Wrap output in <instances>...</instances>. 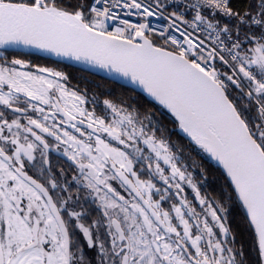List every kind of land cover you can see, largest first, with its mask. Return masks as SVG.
Masks as SVG:
<instances>
[{
  "label": "snow or ice",
  "instance_id": "snow-or-ice-1",
  "mask_svg": "<svg viewBox=\"0 0 264 264\" xmlns=\"http://www.w3.org/2000/svg\"><path fill=\"white\" fill-rule=\"evenodd\" d=\"M0 49L132 86L99 101L62 70L0 52L13 115L0 111V264H248L226 204L264 264V0H0ZM52 152L68 169H52ZM193 152L218 166L219 195L202 193Z\"/></svg>",
  "mask_w": 264,
  "mask_h": 264
},
{
  "label": "trees",
  "instance_id": "trees-1",
  "mask_svg": "<svg viewBox=\"0 0 264 264\" xmlns=\"http://www.w3.org/2000/svg\"><path fill=\"white\" fill-rule=\"evenodd\" d=\"M247 2H248V0H232V4H233L234 9L238 8V9H241V10L246 6ZM221 22L222 23H228L229 21L225 18V19H222ZM40 58L42 60L58 62L61 65L66 66V67H64V69H62V67L59 68V70H62L65 73H67V69L66 68H68L69 72L67 73V75H68L69 79H71V80H72V76L73 77H78V76L81 77L80 81H75L76 86L80 85L84 81L82 76H80V74L81 75L86 74V75L90 76L92 78V80L88 81V84H86L84 86L87 87V88H90V96L91 97H92L93 93H102V92H106L107 96H108L109 92H111V95L113 97H118L119 95H121V93H123L125 95L128 94L126 89H129L130 87H127V86L121 87V84H119L117 82L111 81V80H109L107 78H104L102 76L93 74V73L88 72L86 70H82L80 68L71 66L69 64H66V63L51 59V58H46V57H42V56H40ZM48 63H50V62H48ZM98 79H100V81H97ZM69 82L72 83V81H69ZM94 84H96L97 86L98 85H102L104 88L102 90H99V91L91 90V88L93 86H95ZM140 95L143 96L142 93ZM243 103H244V101H240L241 105H243ZM156 107L159 108V106H156ZM160 111L163 112V122L165 123V125L167 127H169V128H172L173 127L172 118L163 109H160ZM249 115L250 116H255L256 115V112H255L254 108L249 113ZM170 136H171L172 140L177 141L179 144L183 145L185 147L186 151L188 150L187 149V141L182 138V134H179L178 130L173 129V131L170 133ZM192 157L194 159H196V160L198 159V157H201L200 163L202 164V166L205 169H207V173H206L207 178H206V180H204V178L201 177V179L204 180V184H203L204 185V189L207 190V191L208 190L211 191V193L214 192L215 190L218 191L219 188L221 187V180L219 179L220 172H219V169H218L217 165L213 161L209 160L206 157V155L203 154V153H201L200 155H196V153L193 152L192 153ZM202 157H203V159H202ZM195 172H196V177L198 178V171H195ZM234 206H236V205H234ZM242 216H243V214H242ZM233 224L236 227V235H238L240 240H242V239L246 240L245 245L243 247L244 250H245V251L243 250L244 254L246 253V257H247L246 260L248 261L249 264H257V253H256L255 248H254L252 235H251L250 230L248 229V227L246 225V222L243 223L240 220H234ZM247 231H249V235H248ZM241 246H243V245H241Z\"/></svg>",
  "mask_w": 264,
  "mask_h": 264
},
{
  "label": "flooded vegetation",
  "instance_id": "flooded-vegetation-1",
  "mask_svg": "<svg viewBox=\"0 0 264 264\" xmlns=\"http://www.w3.org/2000/svg\"><path fill=\"white\" fill-rule=\"evenodd\" d=\"M0 52H6V54L8 55V57L10 59L15 56L17 58H21V59L28 60L30 62V64H33V65L55 67V68H57V70H59V68H61V67H62V69H64V67H66L64 65H61L58 62H52V61H48V60H42L40 58V56H38L36 54L24 53V52H20V51L2 50V49H0ZM48 62H50V63H48ZM66 69H67V73H68L69 72V69L68 68H66ZM26 70H31V69H26ZM80 76H82V78H83L84 81L80 85H77L76 86L75 81H80V78L81 77H79V76L78 77H73L72 76V80L69 79V81H72V83L69 82V87H78L81 91H83V90L86 89L87 92H88L89 97L91 98V96H90V88H87L84 85L88 84V81L92 80V78L90 76L86 75V74H83V75L80 74ZM97 81H100V79H98ZM94 85L95 86H93L91 88V90L99 91V90H102L104 88L102 85H98V86L96 84H94ZM93 95H96L98 97V100L99 101H102V99H104L107 96V93L106 92L93 93L92 96ZM87 106L89 108H91L93 105L92 104H89ZM100 108H102V104L98 105V107H97L98 114L100 112ZM0 111H4L7 114V118L8 119L13 118V115L10 113V110L4 108V106H2V105H0ZM50 159H51V162H52L51 166H52V169L54 171H58L61 167L65 168V169H68V165H69L70 162L67 161L66 158H64L60 153L52 152L50 154ZM200 159H201V157H198L197 160L198 161H201ZM38 167H39V154L37 153V169H38ZM37 169H31L30 168L29 169V173L30 174H35L36 171H37ZM195 171H198V178L196 177V179L197 180H202L201 179V176H200V170H199V168H197ZM71 174H72L71 170H68V176H69V178L71 177ZM195 175H196V172H195ZM220 188H219L218 191L215 190L214 192L211 193V191L205 190L204 189V185H202L201 186V191H202V193H205L206 192L210 196H217L220 193ZM72 189L75 190V185H72ZM186 192H187V194H189V198L191 199L192 198L191 189L186 188ZM84 196H85V191L84 190H81L80 191V197H81L82 202L84 203V207L85 208H89V209H94L95 208V205H91L90 199L87 202H84L83 201V197ZM226 207H229V212H228V226L232 229V233L235 235V238H236L235 247L236 248H240L241 245H243V247H244L246 240L245 239L240 240V238L238 237V235H236V227L233 224V221L234 220H240L241 222L245 223V221L243 219V216H242V212L239 210V208L237 206H234V205L232 206V205H227L226 204ZM92 215H95V212L94 211H92ZM247 232H248V235H249V231H247ZM243 250H244V248H243ZM85 253H86L87 256H94V252L92 250H88L87 247H86V245H85ZM245 259H247L246 253H245Z\"/></svg>",
  "mask_w": 264,
  "mask_h": 264
},
{
  "label": "water",
  "instance_id": "water-1",
  "mask_svg": "<svg viewBox=\"0 0 264 264\" xmlns=\"http://www.w3.org/2000/svg\"><path fill=\"white\" fill-rule=\"evenodd\" d=\"M2 50H4V49H2ZM7 50H11V51H20V52H24V53H31V54H36V55H38V56H42V57H46V58H51V59H54V60H57V61H60V62H63V63H66V64H69V65H71V66H74V67H77V68H80V69H82V70H84L83 69V66H81V65H78V64H75L74 62H70V61H67V60H64V59H62V58H57V57H54V56H50V55H48V54H46V53H43V52H41V51H39V50H37V49H16V50H14V49H7ZM87 71V70H86ZM88 72H90V71H88ZM91 73H93V72H91ZM93 74H96V75H99V76H102V77H104V78H107V79H109V80H111V81H114L111 77H109L107 74H105V73H99V74H97V73H93ZM117 83H119V84H123L124 86H127V87H132L131 85H128V84H126L125 82H123V81H120V82H117ZM215 163V162H214ZM218 167V166H217Z\"/></svg>",
  "mask_w": 264,
  "mask_h": 264
},
{
  "label": "built area",
  "instance_id": "built-area-1",
  "mask_svg": "<svg viewBox=\"0 0 264 264\" xmlns=\"http://www.w3.org/2000/svg\"><path fill=\"white\" fill-rule=\"evenodd\" d=\"M179 2V0H171V3L172 4H176V3H178ZM169 11H172L173 9L172 8H169L168 9ZM121 14L123 15V12L121 11ZM188 16H189V18L191 17V13H189L188 14ZM125 18H127V19H130V20H136L137 18L136 17H134V16H128V17H125ZM151 20H152V23L154 24V25H160V24H164V23H166V21H163V20H161L159 17H153V18H150ZM234 22V21H233Z\"/></svg>",
  "mask_w": 264,
  "mask_h": 264
}]
</instances>
